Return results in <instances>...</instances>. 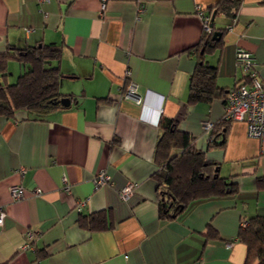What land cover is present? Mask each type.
Returning <instances> with one entry per match:
<instances>
[{
    "label": "crops",
    "instance_id": "obj_1",
    "mask_svg": "<svg viewBox=\"0 0 264 264\" xmlns=\"http://www.w3.org/2000/svg\"><path fill=\"white\" fill-rule=\"evenodd\" d=\"M217 1L107 0L101 15V0H0V58L58 45L59 90L71 100L44 119L0 116V204L7 213L0 264H246L239 232L243 222L264 215L260 141L244 121L221 123L226 96L189 102L205 33L198 5L210 14ZM214 28L219 43L205 60L216 67V84L228 93L246 81L236 64L239 47L253 54L264 81V0H242L235 18L216 14ZM129 69L142 103L124 97ZM24 70L9 57L0 80L13 83ZM163 118L189 135L191 149L203 152L229 186L189 201L172 217L161 213L155 175ZM208 122L217 127L207 128ZM183 149L174 146L168 154ZM102 169L110 180L96 186ZM129 181L137 186L125 200L119 190ZM13 185L25 188L24 198L13 200ZM99 212L108 228L83 223ZM28 230L36 238L25 250Z\"/></svg>",
    "mask_w": 264,
    "mask_h": 264
},
{
    "label": "trees",
    "instance_id": "obj_2",
    "mask_svg": "<svg viewBox=\"0 0 264 264\" xmlns=\"http://www.w3.org/2000/svg\"><path fill=\"white\" fill-rule=\"evenodd\" d=\"M241 3L242 0H218L210 9V14L224 13L235 18ZM215 32V28L209 33L205 32L197 45L198 60L191 76L190 103L210 102L216 97L227 95L216 84V67L205 60V52L219 43L213 37ZM60 56V47L48 43L2 55L1 70H4L9 57L21 62L25 70L13 83L0 80V116L16 117L19 112H24L27 117L44 119L51 110L62 106L60 99L63 94L59 90L61 71L57 64ZM227 121L223 119L221 123ZM161 125L164 133L157 151L162 158V165L155 175L159 182V203L163 215L172 217L195 198L223 193L229 189L227 182L205 160L204 153L191 149L190 137L186 132L179 131L171 119L163 118ZM174 146H182L183 152L178 156H169ZM84 221L92 229L108 228L101 212L86 216ZM238 237L247 245L246 264L254 259H258V264H264V215L249 218Z\"/></svg>",
    "mask_w": 264,
    "mask_h": 264
},
{
    "label": "built area",
    "instance_id": "obj_3",
    "mask_svg": "<svg viewBox=\"0 0 264 264\" xmlns=\"http://www.w3.org/2000/svg\"><path fill=\"white\" fill-rule=\"evenodd\" d=\"M45 1L49 0H39V3ZM106 3L107 0H101V15L105 10ZM198 10L203 20L205 32H211L213 29L210 25L211 14L201 5H198ZM26 30L29 32L32 29L26 28ZM235 59L236 64L241 68L247 79L228 90L224 118L228 121H244L247 125L248 135L260 141V153L264 154V81L258 76L255 58L249 50L240 47L237 48L235 51ZM125 78L129 81L124 97L136 103H142L143 97L138 91L139 85L137 81L133 79L130 69L125 72ZM212 126V123H206L207 128L210 129ZM20 171L24 173L25 169L22 167ZM109 180L110 176L108 172L102 169L96 173L94 183L96 186H100L106 184ZM63 183V189L67 192H71V185L66 177H63ZM136 186L137 183L129 181L119 190V195L122 199H128L134 193ZM33 192L35 194H40L42 193V189L36 188ZM10 194L13 200L24 198L25 188L22 185H13L10 187ZM85 202V200L79 201L77 208L81 210ZM6 214L4 206L0 204V227L3 226ZM246 224V221L243 222V226H246ZM35 238L36 232L28 230L25 235L23 249H32Z\"/></svg>",
    "mask_w": 264,
    "mask_h": 264
},
{
    "label": "water",
    "instance_id": "obj_4",
    "mask_svg": "<svg viewBox=\"0 0 264 264\" xmlns=\"http://www.w3.org/2000/svg\"><path fill=\"white\" fill-rule=\"evenodd\" d=\"M215 16H216V13H213L212 14V17H211V23H210V25H211V27L212 28H214V20H215ZM221 34V32H218V31H216L215 33H214V38H216L217 39V37H218V35H220ZM60 103L62 104V105H64V106H67V105H69L70 103H71V100H70V98L69 97H62L61 99H60Z\"/></svg>",
    "mask_w": 264,
    "mask_h": 264
}]
</instances>
